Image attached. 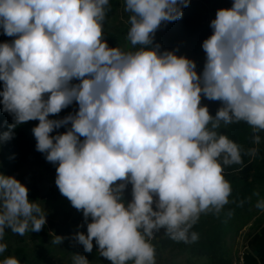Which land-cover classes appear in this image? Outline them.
<instances>
[{
	"label": "clouds",
	"instance_id": "clouds-1",
	"mask_svg": "<svg viewBox=\"0 0 264 264\" xmlns=\"http://www.w3.org/2000/svg\"><path fill=\"white\" fill-rule=\"evenodd\" d=\"M108 5L0 0V29L15 37L0 43V105L14 120L0 139L38 120L36 150L58 165L59 192L85 218L86 234L73 239L86 253L95 241L111 264H156L154 233L164 229L173 241L195 242L200 215L228 203L232 189L223 166L242 160L239 145L217 131L221 123L246 122L264 132V0H233L217 10L212 35L201 45L206 60L199 75L194 61L153 45L161 23L180 19L189 0H124L129 51L103 39ZM202 95L221 102L215 117L200 106ZM73 102L74 114L49 119ZM61 127L64 133L50 136ZM260 142L254 135L253 143ZM256 207L264 209V201ZM45 223L28 189L0 174V240L5 229L23 236ZM6 250L0 243V255ZM0 264L19 260L6 256ZM72 264L90 262L77 254Z\"/></svg>",
	"mask_w": 264,
	"mask_h": 264
},
{
	"label": "trees",
	"instance_id": "trees-1",
	"mask_svg": "<svg viewBox=\"0 0 264 264\" xmlns=\"http://www.w3.org/2000/svg\"><path fill=\"white\" fill-rule=\"evenodd\" d=\"M209 5L212 0H197ZM233 0H219V9H229ZM121 0H109L105 20L103 22V39L108 47H121V36L109 31ZM129 20V18H128ZM163 28L174 38L188 41L191 53L194 57L206 58L201 45L202 42L212 35L211 27L204 26V17L200 9L190 4L182 9V17L173 22H162ZM15 37H8L0 29V43L11 42ZM153 45H159V51H171L158 38L153 36ZM79 83V81H73ZM3 90V82H0V91ZM78 105L73 102L67 108L62 109L59 114L50 115L49 119L59 120L74 114ZM14 123L11 114L2 110L0 105V136L9 131V126ZM38 120L27 121L17 125L12 130V138L0 139V143L7 152V158L0 164V174L5 176L15 175L19 160L23 156L30 155L33 160L39 162L47 171L56 172L57 164L46 161L45 154L40 153L34 147L32 129L37 126ZM64 127L53 132L62 133ZM226 135L236 144L241 151L240 164L223 166L224 178L231 185V194L228 203L219 213L208 212L200 215L192 231L198 234L195 242L183 243L170 239L167 235L158 240L157 252H169L171 254H190L201 256L208 260L209 264H232L233 252L228 241L235 239L240 232L247 228L256 219L255 207L257 200L264 198V157L260 153L254 155L248 153V149H255L253 129L246 122L229 124ZM20 182V181H19ZM21 183V182H20ZM119 183V182H117ZM127 188H131L129 184ZM38 196L37 190L28 188V198ZM58 188L47 193V197L53 200L62 197ZM125 199V193H123ZM89 258L97 257V253H85ZM19 264H42V254L30 255L25 249H18L15 253Z\"/></svg>",
	"mask_w": 264,
	"mask_h": 264
},
{
	"label": "rangeland",
	"instance_id": "rangeland-1",
	"mask_svg": "<svg viewBox=\"0 0 264 264\" xmlns=\"http://www.w3.org/2000/svg\"><path fill=\"white\" fill-rule=\"evenodd\" d=\"M190 4L197 6L203 17L204 26L210 27V22L215 19L216 12L219 6V0H212L209 5H205L197 0H189ZM131 14L125 11L124 0H121V6L118 9L115 18L109 25V31L121 36V47L124 51L133 50L129 41L127 40V32L130 27L128 18ZM154 37L158 38L166 47H169L171 51L179 56H183L190 59L196 64V72L199 75L205 63L206 58H196L191 53V46L188 41L177 39L172 37L162 26L156 30ZM207 106L209 114L215 117V114L220 108V101L208 100L201 96V105ZM78 110V107H77ZM70 127V125H69ZM228 125L221 123V127L217 129L223 135H226ZM66 131L64 130L62 133ZM62 133H50V136L62 134ZM261 136V142L256 144L255 153H260L264 157V132L255 133ZM34 147L36 148V139L33 135ZM83 140V137L80 138ZM251 153V149L247 150ZM252 154V153H251ZM7 158V152L0 143V164ZM15 179L21 182L27 189L33 188L37 190L38 196L35 198H28L30 201H35L41 204L46 213V223L39 232L28 231L23 236L11 232L10 229H5V235L0 243L7 244V250L4 254L0 255V260L6 256H15L18 249H25L30 255L42 254L44 262L42 264H72L73 255L84 256L90 264H111V262L99 255L97 245L93 241V251L97 253V257L89 258L85 255L83 246L78 244L74 235L77 232L86 234V222L83 216L82 210L75 209L70 201L62 196L56 200L47 197V193L56 190L58 187L55 184L56 172L47 171L42 164L33 160L30 155L23 156L19 160L17 171L13 175ZM124 201H131V188H126ZM264 195V192L262 193ZM264 201V198L257 200ZM257 205V204H256ZM256 219L253 221L247 231L242 234L241 241L246 242L247 236H250L256 229L260 228L264 222V209L255 207ZM87 222H91L89 217ZM158 238L165 235L164 229H161L158 233ZM55 236H61L65 239L59 245L53 244ZM237 239V238H235ZM229 240L230 248L233 255L237 253L239 245L236 244V240ZM152 242L156 250V264H209L208 260L201 256H191L190 254H171L169 252H157L158 241ZM243 246V245H242ZM235 249V250H234ZM235 251V252H234ZM234 258V257H233Z\"/></svg>",
	"mask_w": 264,
	"mask_h": 264
},
{
	"label": "crops",
	"instance_id": "crops-1",
	"mask_svg": "<svg viewBox=\"0 0 264 264\" xmlns=\"http://www.w3.org/2000/svg\"><path fill=\"white\" fill-rule=\"evenodd\" d=\"M250 226L251 225H249L248 227ZM247 228L242 230L240 232V235L237 237V239H235L236 244L240 246L239 249L240 248L242 249L244 247H247L249 249L248 254L246 256V264H264V222L260 228L256 229L253 233L250 234V236H247L246 242L244 241V239L243 241H241L243 238L242 234H244V232L247 231ZM228 245H229V241H228ZM234 256L235 255H233V257Z\"/></svg>",
	"mask_w": 264,
	"mask_h": 264
},
{
	"label": "built area",
	"instance_id": "built-area-1",
	"mask_svg": "<svg viewBox=\"0 0 264 264\" xmlns=\"http://www.w3.org/2000/svg\"><path fill=\"white\" fill-rule=\"evenodd\" d=\"M155 210V208H154ZM158 232L154 233V238L150 241L151 243L152 242H156L157 238H158V235H157ZM161 238V237H160ZM159 238V239H160ZM158 239V240H159ZM157 240V241H158ZM248 248L247 247H244V248H240L237 253L235 254L233 260H232V264H246V256L248 254Z\"/></svg>",
	"mask_w": 264,
	"mask_h": 264
}]
</instances>
